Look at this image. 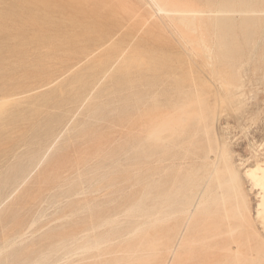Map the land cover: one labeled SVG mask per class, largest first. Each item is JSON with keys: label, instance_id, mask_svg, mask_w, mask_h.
Instances as JSON below:
<instances>
[{"label": "rangeland", "instance_id": "obj_1", "mask_svg": "<svg viewBox=\"0 0 264 264\" xmlns=\"http://www.w3.org/2000/svg\"><path fill=\"white\" fill-rule=\"evenodd\" d=\"M152 4L83 0L22 63L0 33V264H264V25L223 62Z\"/></svg>", "mask_w": 264, "mask_h": 264}, {"label": "bare ground", "instance_id": "obj_2", "mask_svg": "<svg viewBox=\"0 0 264 264\" xmlns=\"http://www.w3.org/2000/svg\"><path fill=\"white\" fill-rule=\"evenodd\" d=\"M82 1L83 0H0V33L4 36L3 41L6 42L4 48L6 47L8 49V51L14 57L15 62L22 63L24 59H26V57L29 55L30 50L35 49L38 45L34 40L35 37L47 40L49 33L52 32L53 29L58 30L63 28L64 20H57L56 15H64L68 8H72L74 5H81ZM224 1H226L225 6ZM237 1L205 0L203 4L205 8L200 9L194 4L181 8L177 5L171 4L170 2H168V0H151V2H153L152 6H154V8H156L159 13L164 16L165 20L175 31L174 33H178L181 37H183V34L187 31L196 32L197 36L193 44L206 49L207 54L208 52H211L210 49L212 48V41L215 39L218 46V49L215 52L216 60L221 59L223 60V62L224 48L234 42V40L236 39L235 31L237 29L243 28L244 37L249 41L250 38L253 37V35L261 34L259 32V28H261L260 26L264 25V0H262V9L260 11H253V15H249L250 12L246 10L234 11L232 9H234L236 5L245 7L250 6L251 3H254V0ZM83 16L84 14L79 13L78 18L82 19ZM177 16L186 17V19L182 23H179V21L176 20ZM172 28L170 29L171 33ZM209 30H214V34L207 33V31ZM262 34L264 36V31ZM190 44L193 45L192 42ZM208 55L211 56L210 54ZM26 68L27 76H32L33 70L28 66ZM240 91H242V89ZM235 92H237V90ZM228 159L227 149L225 147L221 148L218 152L217 161H214L215 170L218 171L225 169V171L227 172L230 167ZM229 174L232 178L233 183L238 185L240 183L238 171L236 172L233 169V171L231 170ZM245 176L249 181L252 182L254 187H256L260 191L258 217H261L264 215V160L261 163L257 164L255 167L248 169L245 173ZM100 228L101 227H99L98 229ZM218 235L220 234L213 235L212 237L215 238ZM186 236L188 237V235ZM83 237L86 238L88 237V235L86 234ZM180 245L181 244L178 243L172 248L174 250H177L179 249ZM222 250H224V247L222 248Z\"/></svg>", "mask_w": 264, "mask_h": 264}]
</instances>
